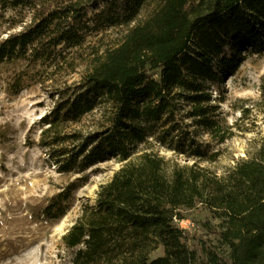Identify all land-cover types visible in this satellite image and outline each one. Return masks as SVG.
Instances as JSON below:
<instances>
[{"label": "rangeland", "instance_id": "1", "mask_svg": "<svg viewBox=\"0 0 264 264\" xmlns=\"http://www.w3.org/2000/svg\"><path fill=\"white\" fill-rule=\"evenodd\" d=\"M158 2L149 0L132 25ZM18 18L0 9V39L19 28ZM127 30L100 29L87 41L103 50ZM240 56L236 72L211 87L213 132L186 116L166 142L158 126L128 159L70 172L58 171L40 146L41 118L56 99L51 92L79 82L85 67L53 82L48 64L1 62L0 264H264V48ZM102 121L95 110L71 128L88 135ZM60 194L66 214L47 218L43 208ZM153 203L166 213L147 217ZM132 214L154 220L136 225ZM155 218L178 230L188 255L183 246L174 252Z\"/></svg>", "mask_w": 264, "mask_h": 264}, {"label": "trees", "instance_id": "2", "mask_svg": "<svg viewBox=\"0 0 264 264\" xmlns=\"http://www.w3.org/2000/svg\"><path fill=\"white\" fill-rule=\"evenodd\" d=\"M148 1L0 0V9L16 11L20 25L0 39V63L48 64L52 70L45 79L53 82L58 74L85 67L79 82L51 92L56 99L41 118L39 144L58 171L128 159L158 126L165 128L158 138L166 142L186 116L213 132L219 121L211 87L236 72L242 51L264 48V0H159L132 25ZM94 5L101 7L90 15ZM119 26L128 30L112 47L102 50L87 41L95 31ZM227 48L234 52L230 57ZM95 110L103 121L93 133L71 128ZM62 195L43 208L47 218L66 214ZM144 210L147 217L166 213L154 203ZM132 216L136 225L154 220ZM155 220L164 225L174 252L183 246L188 255L178 230L164 218Z\"/></svg>", "mask_w": 264, "mask_h": 264}, {"label": "bare ground", "instance_id": "3", "mask_svg": "<svg viewBox=\"0 0 264 264\" xmlns=\"http://www.w3.org/2000/svg\"><path fill=\"white\" fill-rule=\"evenodd\" d=\"M249 107V106H248Z\"/></svg>", "mask_w": 264, "mask_h": 264}]
</instances>
